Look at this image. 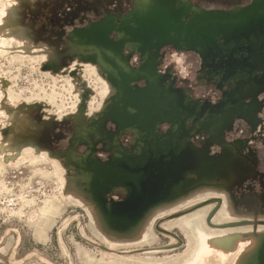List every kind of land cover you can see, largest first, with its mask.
Here are the masks:
<instances>
[{
	"label": "rangeland",
	"instance_id": "obj_1",
	"mask_svg": "<svg viewBox=\"0 0 264 264\" xmlns=\"http://www.w3.org/2000/svg\"><path fill=\"white\" fill-rule=\"evenodd\" d=\"M190 2L227 13L248 8L254 0ZM133 5L134 0H0V264H202L193 254L206 238L264 232V91L258 95L257 118L234 119L222 134L225 142H238L233 157L240 166L249 162L252 172L239 182L199 190L143 218V227L130 240L107 235L98 221L96 208H102L95 191L88 194L89 201L79 189L82 185L86 190V181L74 177L67 151L78 134L79 119L88 123L108 102V87L100 76L106 79L105 74L70 46L69 35L108 14L120 21ZM116 37L112 32L111 38ZM159 53V74L170 73L176 89L201 104L215 106L223 100L227 87L203 80L199 54L170 44ZM133 55L130 66L137 68L141 58ZM169 128L165 123L157 129L165 134ZM103 131L118 132L112 119H105ZM102 133L84 135L74 146L77 153L87 151L89 142L95 161H110L114 150ZM116 138L126 150L134 147L132 130ZM207 139L201 132L189 141L200 150ZM208 145L212 159L222 151L218 142ZM118 167L115 173L120 176L125 172ZM104 185L110 188L104 195L107 203L127 198L122 186ZM238 222L251 223L228 227ZM242 230L247 232L240 234Z\"/></svg>",
	"mask_w": 264,
	"mask_h": 264
},
{
	"label": "bare ground",
	"instance_id": "obj_2",
	"mask_svg": "<svg viewBox=\"0 0 264 264\" xmlns=\"http://www.w3.org/2000/svg\"><path fill=\"white\" fill-rule=\"evenodd\" d=\"M257 6L264 7V0H255L252 7ZM228 13L233 12L207 11L194 7L190 0H134L133 8L120 21H117L116 17L102 19L69 35L70 46L74 49L77 48V54H81L87 62L95 67V71L98 70L105 74L106 79L101 73L100 76L108 87V90L106 89V96H108L106 101L108 102L106 105L102 104L96 118L90 119L88 123L79 119L77 123L78 134L74 142L70 144V149L66 155V162H70V165L76 169V171L74 170V177L80 181H86L84 184L86 190L83 189L82 185H79V189L90 198L89 201L92 198L88 194L93 196L94 183L112 185L114 175L108 170L109 165H112V160L118 158L131 160V155L142 154L148 141V134L145 130L154 128L159 121L157 109L161 107L162 103L156 97L157 89L153 71L159 72L158 66L162 56L159 53L160 48H155L154 45L169 36L172 40L182 36L181 26H183L184 17L187 15L190 16V19H205L224 17ZM238 13L240 11L236 10L233 14L238 16ZM112 32L117 34L116 40L111 38ZM171 45L175 49L184 50L185 48L184 44L180 42H172ZM125 49L129 51L127 55L124 53ZM133 53L141 57L137 68L130 66ZM140 77L145 79L143 86L135 84ZM255 108L256 106L244 105L243 113H241L244 121L256 118ZM234 113L231 111L229 115L224 114L217 117L216 120H204L196 126L207 134V144L218 142L223 147V151L217 158L205 163L200 172L190 177V181L188 178L189 185L181 188L182 191L176 193L174 195L176 198L169 202L174 204L176 199L180 197H187L189 194L211 187L217 188L233 180L239 182L240 178H237L236 174L241 173L240 160L233 157L238 143L227 145L221 138L225 129H231L230 121ZM93 116L95 115L93 114ZM106 116H112L116 119L117 133L113 131L108 134L103 131V121ZM78 117L81 118L80 115ZM127 128H130L135 134V139L133 138L135 153H130V149H124L116 138L122 131L124 133L129 132L130 129ZM99 130L104 132L102 133L103 136L107 135L104 138L105 143L109 149L114 150V155L110 157V161L107 163H100V161L93 159L94 146L89 142V149L86 154L81 155L75 149L76 143L82 141V138H86L84 135L93 134L97 137ZM238 148L240 149L239 146ZM62 167L64 168V166ZM72 184H75L73 179ZM93 202L95 203V201ZM169 202L160 203L159 206L149 210L144 216V221L157 211L168 206L172 207L173 204ZM96 211L98 221H100L106 234L118 240H127V238L130 240L131 236L135 237L134 234L139 233L143 227V220L126 228L117 227L116 221L104 216L98 207ZM248 236V240H241L246 236L243 235L240 238V235H234L233 242L236 241L240 247L236 245V248L231 249L228 248L234 247L233 245L236 244L232 241L230 245L226 244L222 238L205 240L203 247H205L204 251L206 252L204 256L202 255V264L205 262L206 264H218V259L221 263L227 264H249L254 251L259 247L260 238L264 236V232L255 231ZM202 251L203 248L198 243V248L193 256L195 254L201 255ZM216 251L218 252L216 253Z\"/></svg>",
	"mask_w": 264,
	"mask_h": 264
},
{
	"label": "water",
	"instance_id": "obj_3",
	"mask_svg": "<svg viewBox=\"0 0 264 264\" xmlns=\"http://www.w3.org/2000/svg\"><path fill=\"white\" fill-rule=\"evenodd\" d=\"M252 4L239 10L238 16L233 12L224 17L190 19L187 15L188 20L181 26L182 36L176 40L169 36L154 45L160 48L172 42L184 44V50L202 58L203 80L227 89L222 91L223 100L219 104H201L176 89L170 73L160 75L153 71L156 97L162 103L157 109L159 121L154 128L145 130L148 141L142 154L131 155V160L114 159L108 169L114 175L112 186H122L127 198L123 202L107 203L104 195L109 192V186L94 183L97 190L93 191L103 215L115 220L117 227L132 226L142 221L149 210L171 201L181 188L189 185L190 177L212 160L208 156V144L198 150L189 141L194 133H205L196 128L199 123L216 120L231 111L235 112L231 124L234 119L245 120L241 115L245 100H250L246 105L256 106V114L260 104L258 95L264 91V7H252ZM140 81L145 79L140 77L135 84ZM106 119H112L117 127L114 117L106 116ZM165 123L170 125V130L162 134L157 128ZM130 151H135V145ZM116 165L121 166L118 171L125 173L117 176ZM258 250L253 260L264 264V237Z\"/></svg>",
	"mask_w": 264,
	"mask_h": 264
},
{
	"label": "flooded vegetation",
	"instance_id": "obj_4",
	"mask_svg": "<svg viewBox=\"0 0 264 264\" xmlns=\"http://www.w3.org/2000/svg\"><path fill=\"white\" fill-rule=\"evenodd\" d=\"M254 1H255V0H254ZM123 16H124V15H123ZM113 17H115V16H113V15H111V14H108V16H106V17H104V18H102V19H108V18H109V19H112ZM102 19H100V20H102ZM100 20H99V21H100ZM78 29H79V28H78ZM78 29H76V30H78ZM76 30H74L72 33H74ZM72 33H71V34H72ZM140 58H141V57H140ZM139 64H140V63H139ZM131 67H132V66H131ZM256 118H257V117H256ZM253 119H254V118H253ZM248 120H249V119H248ZM250 121H252L251 118H250ZM132 132H133V131H132ZM106 133H107V132H106ZM108 134H109V133H108ZM133 134H134V133H133ZM102 137L106 138L107 135H105V136L102 135ZM134 139H135V134H134ZM223 142H225V141L223 140ZM225 143H226L227 145H232V144H234V143H232V142H231V143H227V142H225ZM235 143H238V142H235ZM88 149H89V147H88ZM88 149H87V150H88ZM222 151H223V147H222ZM222 151H221L218 155H220V154L222 153ZM86 152H87V151H85V152L82 153V154H86ZM82 154H81V155H82ZM113 155H114V153H113ZM113 155H112V156H113ZM218 155H217V156H218ZM249 155H250V154H249ZM112 156H111V157H112ZM217 156L214 157V158H217ZM250 157H251V159H254V157H253L252 155H251ZM214 158H213V159H214ZM107 162H109V161H106V162H104V163H107ZM240 168H241V170H240L241 173H239L240 175L237 176V178H240V180H242L244 177H246L248 174H250V173L252 172V170H253L249 162H247V164L245 163V165L241 166ZM240 180H239V181H240ZM210 190H213V191H214L215 188H214V187H211ZM216 192H217V191H216ZM195 193H196V192H194V193L191 194V195L189 194L187 197H186V196H184V197H180V198L176 199V201H178L179 199L188 198V197L194 195ZM173 198H176V197L173 196L171 199H173ZM169 203H170V204H173V202H169ZM160 208H161V207H160ZM170 208H171V207L168 206V207H165V208H163V209H161V210H166V209H170ZM222 208H223V206H222ZM222 208H221V209H222ZM159 211H160V210H159ZM159 211H157V212H159ZM157 212H156V213H157ZM228 213H229V215H231L232 217H234V215H235V214L233 213V210H232V209L230 210V208L228 209ZM254 219H255V218H253L252 220H254ZM253 222H254V221H253ZM208 225H210L211 227H215V226L211 225V224L209 223V221H208ZM235 235H236V234H235ZM243 235L246 236V237L248 236V235H246V234H243ZM241 236H242V235H240V238H242ZM248 237H249V236H248ZM220 238L224 239L223 241H225L226 244H230V245H231V241L233 242V240L235 239L233 236H225V237H220ZM220 238H216V239H220ZM205 240H207V238H206ZM204 242H205V241H204ZM233 243H236V244L233 245L234 247H229L228 249L236 248L237 246H239V244H238L236 241L233 242ZM197 244H198V243H197ZM200 245H201V247L203 248L202 254H201V255L195 254V255L193 256L194 258H196V260L199 259L198 262H201V258H203L202 255L204 256V254H205V252H206V251H204V248H205V247H203V245H202L201 243H200ZM230 245H229V246H230ZM236 245H237V246H236ZM239 247H240V246H239ZM196 248H198V246H197ZM196 250H197V249H196ZM196 250H195V251H196ZM218 261L220 262L219 259H218ZM220 263H221V262H220ZM204 264H206V262H205ZM222 264H227V263H222Z\"/></svg>",
	"mask_w": 264,
	"mask_h": 264
},
{
	"label": "crops",
	"instance_id": "obj_5",
	"mask_svg": "<svg viewBox=\"0 0 264 264\" xmlns=\"http://www.w3.org/2000/svg\"><path fill=\"white\" fill-rule=\"evenodd\" d=\"M251 222H253V221H251ZM251 222H244V223H242V222H238L237 224L229 225L228 227H230V228H234V227H236V226H240V225H242V224L250 225ZM256 223H257V222H256V219H254V223H252V225L254 224V226H255V225H257ZM258 224H259V223H258ZM243 228H244V227H243ZM243 228H239V229H243ZM243 232H247V231H245V230L243 231V230H242V232H239V233L242 234ZM234 234H235V233H234ZM232 235H233V234H232ZM261 241H262V237L260 238V243H259L258 246H260ZM258 248H259V247H258ZM258 248L254 251V255H253V257L251 258L249 264H256L255 261H254L253 259L257 256V253L259 252Z\"/></svg>",
	"mask_w": 264,
	"mask_h": 264
}]
</instances>
